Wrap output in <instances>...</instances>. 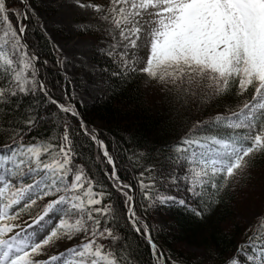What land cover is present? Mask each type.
Masks as SVG:
<instances>
[{
    "label": "snow or ice",
    "instance_id": "snow-or-ice-1",
    "mask_svg": "<svg viewBox=\"0 0 264 264\" xmlns=\"http://www.w3.org/2000/svg\"><path fill=\"white\" fill-rule=\"evenodd\" d=\"M19 2L26 11L0 0V264H139L112 193L78 159L69 121L80 120L76 106L51 97L38 78L39 56L29 50L26 27L13 24V17L35 18L44 27L31 0ZM71 6L90 13L96 30L114 41L107 51L116 64L112 74H143L167 88L175 124L184 129L178 141L151 149L160 153V166H143L145 211L178 205L203 218L186 199L162 190L183 185L210 209L264 157V0H71ZM38 94L64 114L55 137L29 139L46 123L39 108L25 103ZM227 97L234 101L223 112H207ZM79 128L103 150L105 175L125 198L132 230L146 235L159 261L129 195L132 185L120 179L97 133L83 120ZM147 156L132 153L137 160ZM244 237L225 264H264V213Z\"/></svg>",
    "mask_w": 264,
    "mask_h": 264
},
{
    "label": "trees",
    "instance_id": "trees-1",
    "mask_svg": "<svg viewBox=\"0 0 264 264\" xmlns=\"http://www.w3.org/2000/svg\"><path fill=\"white\" fill-rule=\"evenodd\" d=\"M9 4L21 12L26 11L19 0H9ZM13 24H23L26 27L25 38L30 46L29 50L39 56L36 65L38 78L46 84L51 97L60 103H72L76 106L80 120H83L89 130L96 131L110 155L115 158L118 175L124 183L132 185L137 214L142 217V223L148 225L151 238L158 246L157 251L163 254L164 261L167 260V264H225L235 252L237 244L245 239L244 232L248 227L243 219L244 211L264 201V157H257L250 175L222 193L220 202L213 204L210 209L205 206L204 201L192 198L185 188L162 190L165 194L186 199L189 207L204 212L203 218L196 217L189 208L178 205L145 211L147 201L138 181L143 166H160V153L151 152V149H159L178 141L184 131L175 124V105L167 88L159 84L161 95L152 99L147 89L150 83L143 74H130L126 79L115 76L112 73L116 64L108 56H102L99 66L107 77L109 94L92 106L82 105L73 94L74 84L64 74L62 56L43 27H40L35 18L13 17ZM233 101V97H227L217 107H209L207 112H223L225 104ZM25 103H32L46 116V123L31 133L29 139L32 136L55 137L64 114L41 94L36 98H27ZM206 115L207 113L205 118ZM199 118L197 115V119ZM80 120L69 118L80 154L78 159L87 166L86 170L95 179L103 183L104 190L112 193V200L121 211L120 230L128 237L139 264H160L161 259L156 261L152 255L146 235L132 230L126 217L125 198L116 192L111 186V179L105 175L110 166L102 159L103 150L83 134V130L79 128ZM3 143L4 138L0 137V144ZM146 151L149 156L144 160L132 157L133 152L139 154ZM128 191L132 196L131 190ZM192 249L202 253L192 252Z\"/></svg>",
    "mask_w": 264,
    "mask_h": 264
},
{
    "label": "rangeland",
    "instance_id": "rangeland-1",
    "mask_svg": "<svg viewBox=\"0 0 264 264\" xmlns=\"http://www.w3.org/2000/svg\"><path fill=\"white\" fill-rule=\"evenodd\" d=\"M31 3L44 25L43 30L62 56L64 74L74 84L73 94L78 102L92 106L105 99L109 94L107 77L99 66V61L102 56H108L107 51L114 41L106 33L97 31L98 21L90 13L73 8L71 0H31ZM82 25H88L87 29H82ZM103 27L101 25V28ZM143 42L142 34L141 44ZM144 77L150 83L147 89L151 98L157 99L162 91L159 84L145 75ZM178 188L184 189V186ZM38 210L37 207L36 211ZM261 213H264V201L248 207L244 211L245 217L242 216L247 227L252 225ZM159 223L161 224L160 220ZM64 247L65 245L61 244L60 250ZM49 251L54 254L56 249ZM191 251L202 253L195 249Z\"/></svg>",
    "mask_w": 264,
    "mask_h": 264
},
{
    "label": "water",
    "instance_id": "water-1",
    "mask_svg": "<svg viewBox=\"0 0 264 264\" xmlns=\"http://www.w3.org/2000/svg\"><path fill=\"white\" fill-rule=\"evenodd\" d=\"M94 131V130H93ZM96 132V131H95ZM133 198H134V195H133ZM163 264H165V263H163Z\"/></svg>",
    "mask_w": 264,
    "mask_h": 264
}]
</instances>
